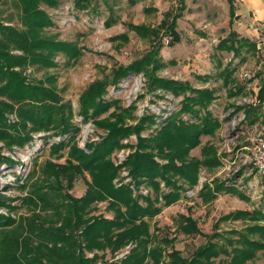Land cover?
Instances as JSON below:
<instances>
[{
	"label": "rangeland",
	"instance_id": "rangeland-1",
	"mask_svg": "<svg viewBox=\"0 0 264 264\" xmlns=\"http://www.w3.org/2000/svg\"><path fill=\"white\" fill-rule=\"evenodd\" d=\"M40 6L50 20L40 36L70 43L73 50H41L52 64L36 63L25 74L28 80L54 86L72 103L76 130L74 135L54 128L30 130L32 138L24 146L0 140V152L13 161L0 163V195L14 205L11 212L0 207L1 214L14 219L0 227V264H9L7 254L24 264L42 256L50 264H68L77 241L86 240L83 230L97 218L113 234L131 224L148 228V234L120 248L108 237L96 249L97 264L132 253L144 255L143 264H181L177 256L191 264H264V169L255 156L257 138L264 133V19H257L243 0H54ZM21 14L18 0H0L1 20L22 29ZM241 37L256 47L240 42ZM150 55L152 60L139 72L108 85L103 98L116 101L108 110L88 119L80 114L79 98L93 82ZM149 69L153 76L209 93L192 113L181 110L176 123L187 126L166 122L178 114L185 94L151 82ZM0 100L7 98L0 95ZM146 114L156 116L140 132L146 144L140 146L132 133L103 157V172L107 164L120 166L137 151L149 152L159 166L154 174L159 192L144 184L136 188L127 165L113 171L110 188L127 184L136 206L147 204L143 193L160 208L153 215L139 210L134 215L121 199L100 191L94 182L98 165L79 154L90 153L88 145L106 135L107 121L136 125ZM17 119L9 115L11 122ZM60 141L66 146L57 149ZM171 187L179 194L165 202L162 194ZM217 187L223 188L211 194ZM9 233L22 237L19 245L6 242ZM87 247L83 253L92 256ZM201 249L202 260H195Z\"/></svg>",
	"mask_w": 264,
	"mask_h": 264
},
{
	"label": "trees",
	"instance_id": "trees-1",
	"mask_svg": "<svg viewBox=\"0 0 264 264\" xmlns=\"http://www.w3.org/2000/svg\"><path fill=\"white\" fill-rule=\"evenodd\" d=\"M18 1L22 10L21 21L26 27L20 29L11 24V21L5 22L0 19V95L7 98V100H0V140L10 147H12V145L24 146L28 143L32 138L29 134L30 130H50L54 128L59 134L73 133V135L76 130V126L71 121L74 111L72 103L65 102L54 86L28 80V75L25 74L26 70L36 63L52 64L51 56L41 52V50L55 48L64 53L73 50L70 43L40 36L42 28L50 22L47 13L40 4L41 2L54 4V0ZM83 1L88 2L90 0ZM230 9L233 11V4L231 2ZM233 13L236 16L234 11ZM177 18L178 15H175L170 22L172 30L176 27ZM233 34H237V31L233 30ZM240 39V42L242 41L246 45L256 47V44L250 41L249 38L241 37ZM152 58V55L149 57L143 56L140 59L132 61L128 65H119L115 68L116 70L114 69V75L112 77L93 82L79 98L80 114L85 119H88L91 115H96L108 110L116 102L113 99L105 100L103 98L104 94L108 91V85L110 83L117 84L129 74L139 72L145 64H148L147 60L150 62ZM147 74L150 76V81L159 84V87L166 88L175 94H185L178 114L171 115L166 121L167 123L174 122L178 128L188 125L182 123L178 126V122L176 123L181 114V110L190 114L193 112L195 106L198 107L200 104L202 105L205 100H208L207 97L205 98L207 94L208 97H210L209 93H203L204 91H199L198 89L196 90L195 87L189 86L188 83H183L173 78L153 76L152 69H149ZM194 92H197V94H194ZM263 94L264 91L262 92V95ZM203 98L205 100H203ZM10 114H16L18 117L17 121L11 122L9 120ZM155 118L156 116L146 114L141 117L136 125H118L117 122L107 121V124H105L107 128L106 135L103 136L99 142L88 145V148L91 149L90 153L81 151L79 154L89 156L88 160L98 165L97 168L99 169V173L95 175L94 182L98 183V186L101 187L99 188L100 191L109 194L108 196L112 198L121 199L128 206V209L134 212V215L137 210L141 211L142 214L147 213L153 215L152 212L160 208L152 203L149 197L150 194L143 193L140 195L145 196L143 200L147 204L145 207L136 206L132 189L127 184L122 185L121 189L117 187V189L110 188L114 176L113 171L117 170L120 166L127 165L132 173L133 182L137 183L136 188L144 184L147 189L152 188L153 191L159 192L160 184L154 175L155 172L158 171L159 166L155 163L153 156L150 155L149 152L137 151L131 154L120 166L111 163L107 164L108 168L103 172V162L105 161L103 157L107 156L116 146L121 145L122 138L132 133H137L140 146L145 145L146 141L140 136V132L145 127L146 123L154 121ZM206 122L212 124L211 121ZM64 143V141H60L55 144V147L57 149L64 148L66 146ZM98 160H100V162ZM3 162H8L10 164L13 161L0 152V163ZM162 174L164 175L165 173ZM102 176L103 179H101ZM101 180L104 181L100 184ZM165 181L174 187L177 185L171 182L169 178H166ZM129 184L132 183L129 182ZM223 187H217L211 194H216L217 190H221ZM108 189H110V191H106ZM178 192L179 191L176 190L172 191L171 187V190L163 192L162 199H164L165 202H169L178 196ZM0 207L6 208L8 212L14 209V205L9 203L8 199L3 195H0ZM136 219L137 218H135V220ZM13 222L14 219L11 214L4 215L0 213V227L11 225ZM116 224L119 225V223ZM113 228H116V226H113ZM119 229L120 231L113 234L112 228L105 226L104 221L98 218L92 223H89L82 232L86 240L83 241L84 243H81L80 239L77 241L78 243L76 246L78 249L70 257V262H68V264H97L99 252L96 249L104 247L108 237L113 240L112 245L116 246V248H120L127 244L132 238H136L141 234H148L147 226L142 227L139 224H131L128 227L120 226ZM57 232L59 236L62 235L60 228H58ZM21 238L22 237H16V233H9L6 242L12 240L16 245H19ZM61 239L66 240L65 238ZM41 242L48 244L47 241ZM84 246H88L87 249L93 252L92 256H86L83 253ZM31 254L32 253L29 255ZM66 255H70L68 249ZM196 255L198 256L194 257L195 260H202L200 258L201 255H204L203 249L198 250ZM41 258L43 259L44 257H38L34 264H50L49 262L43 261ZM18 259L19 258L10 256V254L6 255L7 263L24 264L18 261ZM176 259L182 261L181 264H191L181 260L182 258L179 256H177ZM144 260V255L132 253V255H127L126 258L120 261L111 262L109 264H143Z\"/></svg>",
	"mask_w": 264,
	"mask_h": 264
},
{
	"label": "crops",
	"instance_id": "crops-1",
	"mask_svg": "<svg viewBox=\"0 0 264 264\" xmlns=\"http://www.w3.org/2000/svg\"><path fill=\"white\" fill-rule=\"evenodd\" d=\"M246 8L254 10L257 19H264V0H243ZM238 15V13L236 14Z\"/></svg>",
	"mask_w": 264,
	"mask_h": 264
},
{
	"label": "built area",
	"instance_id": "built-area-1",
	"mask_svg": "<svg viewBox=\"0 0 264 264\" xmlns=\"http://www.w3.org/2000/svg\"><path fill=\"white\" fill-rule=\"evenodd\" d=\"M255 156L259 168L264 169V133H261L257 138Z\"/></svg>",
	"mask_w": 264,
	"mask_h": 264
}]
</instances>
